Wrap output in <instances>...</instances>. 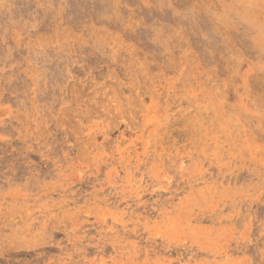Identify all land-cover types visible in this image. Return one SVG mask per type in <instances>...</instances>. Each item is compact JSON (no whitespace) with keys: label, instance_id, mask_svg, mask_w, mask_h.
Instances as JSON below:
<instances>
[{"label":"rangeland","instance_id":"1","mask_svg":"<svg viewBox=\"0 0 264 264\" xmlns=\"http://www.w3.org/2000/svg\"><path fill=\"white\" fill-rule=\"evenodd\" d=\"M0 264H264V0H0Z\"/></svg>","mask_w":264,"mask_h":264}]
</instances>
